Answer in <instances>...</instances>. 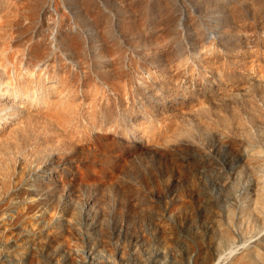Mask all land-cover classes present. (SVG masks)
I'll use <instances>...</instances> for the list:
<instances>
[{
	"label": "rangeland",
	"instance_id": "rangeland-1",
	"mask_svg": "<svg viewBox=\"0 0 264 264\" xmlns=\"http://www.w3.org/2000/svg\"><path fill=\"white\" fill-rule=\"evenodd\" d=\"M216 261L264 264V0H0V264Z\"/></svg>",
	"mask_w": 264,
	"mask_h": 264
},
{
	"label": "bare ground",
	"instance_id": "bare-ground-1",
	"mask_svg": "<svg viewBox=\"0 0 264 264\" xmlns=\"http://www.w3.org/2000/svg\"><path fill=\"white\" fill-rule=\"evenodd\" d=\"M231 250H233V248H232ZM228 251H229V250H228ZM219 259H220V257H219L217 260L219 261ZM213 264H217V261H216V262H214Z\"/></svg>",
	"mask_w": 264,
	"mask_h": 264
}]
</instances>
